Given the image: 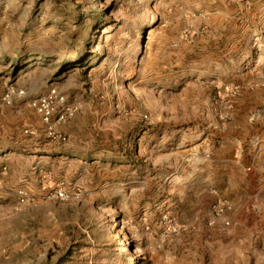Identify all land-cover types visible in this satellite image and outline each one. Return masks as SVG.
<instances>
[{
    "label": "rangeland",
    "instance_id": "obj_1",
    "mask_svg": "<svg viewBox=\"0 0 264 264\" xmlns=\"http://www.w3.org/2000/svg\"><path fill=\"white\" fill-rule=\"evenodd\" d=\"M263 135L264 0H0V153L44 162L0 179V264H264L261 183L189 179Z\"/></svg>",
    "mask_w": 264,
    "mask_h": 264
},
{
    "label": "crops",
    "instance_id": "obj_2",
    "mask_svg": "<svg viewBox=\"0 0 264 264\" xmlns=\"http://www.w3.org/2000/svg\"><path fill=\"white\" fill-rule=\"evenodd\" d=\"M35 139L37 140H29L31 143L30 152L34 157L38 153H44L41 155L43 157L51 156V153H55V151L58 153H65V149L61 146H59V148L52 147L44 139H38L36 137ZM202 151H206L210 158H207L206 160L202 157L203 160H200L199 158L196 160L197 164L200 163V165L197 166L199 170H197L198 174H194V176L189 177L191 181L193 179L197 180L196 177H199V179L201 180L202 178L204 184L207 185L211 182L210 178H213V183L217 184L220 191H223L222 193L229 199L233 196L231 193L236 184L242 187L244 184L246 186L254 183L259 184L260 182L262 186L261 188H264V135L256 141V143H251L242 150L235 151L230 145H220L215 148H208L207 146L205 149L202 148ZM32 162H34V165L31 164ZM32 162L30 161L31 165H27L29 169L42 167V164L44 163L41 159H38L37 161L32 160ZM59 162L62 163L61 161ZM27 167L26 169H23L24 171H21V169L19 170V166L13 160L12 154L9 152L0 153V179L4 182V187L6 188V186L16 183L23 175L29 177L31 173H34V171H31L29 174L27 172ZM246 167H249L250 169L246 170ZM198 185L202 186L203 184L202 182H199ZM232 185L234 186L232 187ZM3 192L0 191V201H5V199H7V193H5V191ZM244 196L248 197L247 195ZM233 204L234 208L236 203L233 202ZM233 214H235V211ZM219 235L222 236V242L226 241L230 237V234H226L224 232H220ZM222 260L225 261V258H222Z\"/></svg>",
    "mask_w": 264,
    "mask_h": 264
},
{
    "label": "built area",
    "instance_id": "obj_3",
    "mask_svg": "<svg viewBox=\"0 0 264 264\" xmlns=\"http://www.w3.org/2000/svg\"><path fill=\"white\" fill-rule=\"evenodd\" d=\"M55 98H58V101H63V97L58 96V94L54 90H52L42 98L32 101V106L36 107V110L40 113V115L42 116V120L45 123H48L51 115V112L47 109V104L48 102H50L52 99ZM61 119H63L62 114L58 116V120ZM51 196L58 200H63L66 198L65 192L61 188L54 189L53 192L51 193ZM20 201H23V197H21ZM225 210H226V205L222 204L220 200L217 201L212 207V211H211L212 212L211 216L213 217L212 221L215 218H220L225 212ZM212 221L210 220V223H213ZM228 223L229 222L226 220L223 221L222 224L228 225ZM179 230H180V225L175 220L164 217V220L162 221V230L160 237L162 239H165L166 237L177 233Z\"/></svg>",
    "mask_w": 264,
    "mask_h": 264
},
{
    "label": "trees",
    "instance_id": "obj_4",
    "mask_svg": "<svg viewBox=\"0 0 264 264\" xmlns=\"http://www.w3.org/2000/svg\"><path fill=\"white\" fill-rule=\"evenodd\" d=\"M74 52H75V53H79L80 51H77V50H76V51H74ZM81 58H82V56L79 57L80 60H82ZM80 60H79V62H80Z\"/></svg>",
    "mask_w": 264,
    "mask_h": 264
}]
</instances>
